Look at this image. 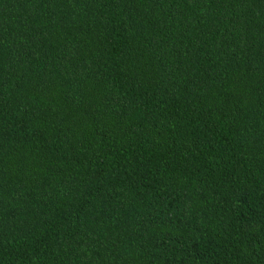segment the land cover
<instances>
[{
  "label": "trees",
  "instance_id": "16d2710c",
  "mask_svg": "<svg viewBox=\"0 0 264 264\" xmlns=\"http://www.w3.org/2000/svg\"><path fill=\"white\" fill-rule=\"evenodd\" d=\"M0 264H264V0H0Z\"/></svg>",
  "mask_w": 264,
  "mask_h": 264
}]
</instances>
